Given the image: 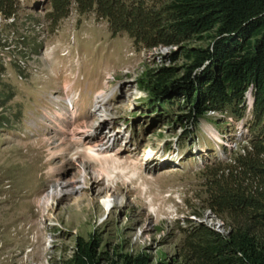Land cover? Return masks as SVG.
Wrapping results in <instances>:
<instances>
[{
	"label": "rangeland",
	"instance_id": "1",
	"mask_svg": "<svg viewBox=\"0 0 264 264\" xmlns=\"http://www.w3.org/2000/svg\"><path fill=\"white\" fill-rule=\"evenodd\" d=\"M184 62L177 47L113 34L96 12L57 19L48 0H21L16 16L0 15V264H65L93 235L105 256L184 264L192 222L216 216L227 233L208 182L252 150V94L242 119L149 108L146 73ZM86 132L105 146L99 157L77 141ZM59 182L71 192L51 194Z\"/></svg>",
	"mask_w": 264,
	"mask_h": 264
},
{
	"label": "trees",
	"instance_id": "2",
	"mask_svg": "<svg viewBox=\"0 0 264 264\" xmlns=\"http://www.w3.org/2000/svg\"><path fill=\"white\" fill-rule=\"evenodd\" d=\"M48 1L57 19L73 8L96 12L113 34L126 32L141 47L182 50L181 66L146 73L142 89L149 108L178 107L186 111L181 121L195 123L209 112L242 119L252 94V150L233 164L219 163L208 182L207 205L227 221L228 231L192 222L184 264H264V0ZM20 6L21 0H0V15L12 18ZM100 247L95 235L80 237L65 264H150L145 254L113 258Z\"/></svg>",
	"mask_w": 264,
	"mask_h": 264
},
{
	"label": "bare ground",
	"instance_id": "3",
	"mask_svg": "<svg viewBox=\"0 0 264 264\" xmlns=\"http://www.w3.org/2000/svg\"><path fill=\"white\" fill-rule=\"evenodd\" d=\"M96 99L97 100H96V106L95 107L97 110H99L101 107L100 106L101 102L104 101L103 92H99L96 95ZM87 134L88 133L86 132L85 134L81 135L80 137H77V139H78L77 141H79L85 147V149L87 150V153H88V155H90V157H92V158L97 157V156L99 157V155H101L105 151V146H100V148H97V147L90 146V144L88 145V143L91 142V138ZM106 177H107V179H109V176H106ZM81 182H83V181L81 180ZM81 182L78 181V183L73 184V188H75L76 191H80L81 186H82ZM67 192H71L68 189V183L67 182H59L51 190V194L56 195V196H59L60 194L67 193ZM51 197H52V195H51Z\"/></svg>",
	"mask_w": 264,
	"mask_h": 264
},
{
	"label": "built area",
	"instance_id": "4",
	"mask_svg": "<svg viewBox=\"0 0 264 264\" xmlns=\"http://www.w3.org/2000/svg\"><path fill=\"white\" fill-rule=\"evenodd\" d=\"M204 224L207 225L210 228H213L214 230L221 232V233H225L224 228H225V224L224 222H222L220 219H217L216 216H210V218L208 220L204 221Z\"/></svg>",
	"mask_w": 264,
	"mask_h": 264
}]
</instances>
